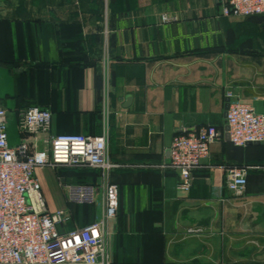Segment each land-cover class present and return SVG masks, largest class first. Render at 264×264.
<instances>
[{
	"label": "crops",
	"instance_id": "crops-1",
	"mask_svg": "<svg viewBox=\"0 0 264 264\" xmlns=\"http://www.w3.org/2000/svg\"><path fill=\"white\" fill-rule=\"evenodd\" d=\"M222 0H0V107L13 144L18 113L53 114L49 135H107L110 182L119 188L113 264H264V144L226 140V93L264 112V16L225 17ZM163 16L176 21L164 23ZM224 132L178 189L169 161L175 136ZM249 167L236 196L219 168ZM38 171L52 211L70 209L68 233L93 206L69 204L65 186L97 170ZM87 210L77 219L74 209ZM84 208V209H83Z\"/></svg>",
	"mask_w": 264,
	"mask_h": 264
},
{
	"label": "built area",
	"instance_id": "built-area-1",
	"mask_svg": "<svg viewBox=\"0 0 264 264\" xmlns=\"http://www.w3.org/2000/svg\"><path fill=\"white\" fill-rule=\"evenodd\" d=\"M225 17L264 16V0H222ZM163 16L162 22L176 21ZM227 133L236 147L264 144V112L243 102L233 92L226 93ZM8 110L0 107V264H113L109 241L119 229V188L110 182L120 168L109 160L107 135H49L53 114L49 109L27 107L18 113V129L24 139L11 145ZM224 132L203 126L174 137L169 161L162 167L174 170L178 189L190 193L194 172L210 158L213 144ZM61 166L77 170H97L94 183L65 186L68 202L93 206L90 225L61 233L60 225L72 221L70 209L52 211L45 198L38 171ZM225 186L236 196L245 193L249 167L219 168Z\"/></svg>",
	"mask_w": 264,
	"mask_h": 264
},
{
	"label": "rangeland",
	"instance_id": "rangeland-1",
	"mask_svg": "<svg viewBox=\"0 0 264 264\" xmlns=\"http://www.w3.org/2000/svg\"><path fill=\"white\" fill-rule=\"evenodd\" d=\"M9 119H10V117H9ZM17 144L18 143H16V144L11 143V145H17ZM68 171H70V172H80L81 170H77V169L69 170L68 169ZM73 209H74L73 213H74L76 219H77V217L79 216L80 213H82V214L87 213V210H83L84 212H82L79 209H76V208H73ZM86 224H87V221L84 218H82V219H80V221H78V225H80V226H85Z\"/></svg>",
	"mask_w": 264,
	"mask_h": 264
},
{
	"label": "water",
	"instance_id": "water-1",
	"mask_svg": "<svg viewBox=\"0 0 264 264\" xmlns=\"http://www.w3.org/2000/svg\"><path fill=\"white\" fill-rule=\"evenodd\" d=\"M228 108H229V101L227 100L226 103H225V111H226L225 112V116H226V113H227ZM226 130L228 131V127L226 128ZM226 140H228V141L230 140L229 134H227ZM249 145H252V144H249ZM254 145H260V144L259 143H256Z\"/></svg>",
	"mask_w": 264,
	"mask_h": 264
},
{
	"label": "trees",
	"instance_id": "trees-1",
	"mask_svg": "<svg viewBox=\"0 0 264 264\" xmlns=\"http://www.w3.org/2000/svg\"><path fill=\"white\" fill-rule=\"evenodd\" d=\"M86 214V213H85ZM94 215H95V211H94Z\"/></svg>",
	"mask_w": 264,
	"mask_h": 264
}]
</instances>
